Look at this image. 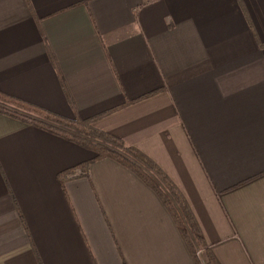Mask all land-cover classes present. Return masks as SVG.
Wrapping results in <instances>:
<instances>
[{"label": "crops", "instance_id": "1", "mask_svg": "<svg viewBox=\"0 0 264 264\" xmlns=\"http://www.w3.org/2000/svg\"><path fill=\"white\" fill-rule=\"evenodd\" d=\"M0 92L93 120L174 183L215 264H264V0H0ZM96 157L0 112V264H197L159 193Z\"/></svg>", "mask_w": 264, "mask_h": 264}, {"label": "trees", "instance_id": "2", "mask_svg": "<svg viewBox=\"0 0 264 264\" xmlns=\"http://www.w3.org/2000/svg\"><path fill=\"white\" fill-rule=\"evenodd\" d=\"M0 112L7 113V115L29 125L57 134L82 148L88 149L97 154L96 160L110 158V160L118 161L133 170L162 197L174 215L196 263L201 264L197 257V248L201 247L205 248L207 264H215L210 258L209 250L204 246L200 229L180 191L150 158L148 159L134 148L125 147L119 138L97 129L93 120L70 121L21 100L5 96L1 92ZM88 166L89 164L83 165L82 170L86 171ZM74 172L71 170L66 175L69 176Z\"/></svg>", "mask_w": 264, "mask_h": 264}, {"label": "built area", "instance_id": "3", "mask_svg": "<svg viewBox=\"0 0 264 264\" xmlns=\"http://www.w3.org/2000/svg\"><path fill=\"white\" fill-rule=\"evenodd\" d=\"M197 257L200 260L201 264H207L205 258V248L198 247L197 248Z\"/></svg>", "mask_w": 264, "mask_h": 264}, {"label": "rangeland", "instance_id": "4", "mask_svg": "<svg viewBox=\"0 0 264 264\" xmlns=\"http://www.w3.org/2000/svg\"><path fill=\"white\" fill-rule=\"evenodd\" d=\"M205 258H206V253H205ZM205 258H204V259H205ZM205 260H206V259H205ZM206 262H207V261H206Z\"/></svg>", "mask_w": 264, "mask_h": 264}]
</instances>
